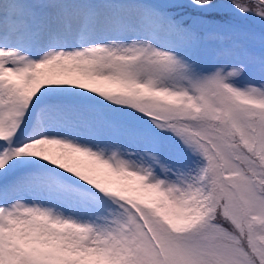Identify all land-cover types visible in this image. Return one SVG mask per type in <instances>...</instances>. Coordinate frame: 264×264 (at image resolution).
<instances>
[{"label": "snow or ice", "instance_id": "6c2138e0", "mask_svg": "<svg viewBox=\"0 0 264 264\" xmlns=\"http://www.w3.org/2000/svg\"><path fill=\"white\" fill-rule=\"evenodd\" d=\"M0 264H264V0H0Z\"/></svg>", "mask_w": 264, "mask_h": 264}, {"label": "rangeland", "instance_id": "374dc122", "mask_svg": "<svg viewBox=\"0 0 264 264\" xmlns=\"http://www.w3.org/2000/svg\"><path fill=\"white\" fill-rule=\"evenodd\" d=\"M214 62H215V56L210 51L207 59L204 62V66L210 68Z\"/></svg>", "mask_w": 264, "mask_h": 264}]
</instances>
